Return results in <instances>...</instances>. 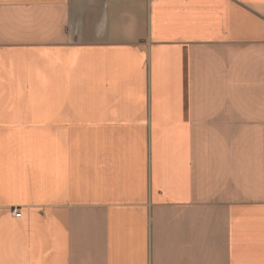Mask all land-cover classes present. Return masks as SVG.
Masks as SVG:
<instances>
[{
    "label": "crops",
    "instance_id": "crops-1",
    "mask_svg": "<svg viewBox=\"0 0 264 264\" xmlns=\"http://www.w3.org/2000/svg\"><path fill=\"white\" fill-rule=\"evenodd\" d=\"M0 264H264V0H0Z\"/></svg>",
    "mask_w": 264,
    "mask_h": 264
},
{
    "label": "built area",
    "instance_id": "built-area-1",
    "mask_svg": "<svg viewBox=\"0 0 264 264\" xmlns=\"http://www.w3.org/2000/svg\"><path fill=\"white\" fill-rule=\"evenodd\" d=\"M13 213H14V215H16V216H18V215H19V213H18V212H15V211H13Z\"/></svg>",
    "mask_w": 264,
    "mask_h": 264
}]
</instances>
